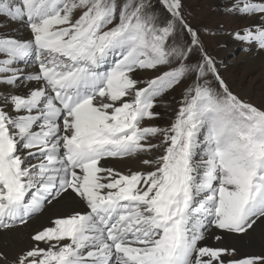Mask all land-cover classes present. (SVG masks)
Here are the masks:
<instances>
[{
    "label": "snow or ice",
    "instance_id": "obj_1",
    "mask_svg": "<svg viewBox=\"0 0 264 264\" xmlns=\"http://www.w3.org/2000/svg\"><path fill=\"white\" fill-rule=\"evenodd\" d=\"M226 7L264 52V0ZM0 17L28 33L0 35V233L75 204L0 264H264L238 247L264 225V104L233 93L185 0H0Z\"/></svg>",
    "mask_w": 264,
    "mask_h": 264
},
{
    "label": "rangeland",
    "instance_id": "obj_2",
    "mask_svg": "<svg viewBox=\"0 0 264 264\" xmlns=\"http://www.w3.org/2000/svg\"><path fill=\"white\" fill-rule=\"evenodd\" d=\"M227 3L224 0H185V15L194 28L210 30L201 32L204 45L209 54L215 58L220 74L233 93L239 95L240 90H246L247 97L243 98L260 106L264 104V66L252 68L244 58L245 55L253 56L257 49L242 48V45L229 35L251 21L238 15H230L226 7L229 5ZM18 34L28 35L23 27L0 17V35L17 37ZM216 52L219 54H215ZM180 93L181 89L177 88L160 100L154 109L160 113V118L154 121L155 124L167 126L170 123L174 117ZM263 238L264 226L261 225L241 241L244 247L240 251L241 255L264 254V244L257 245ZM205 243L215 246L217 242L210 239Z\"/></svg>",
    "mask_w": 264,
    "mask_h": 264
},
{
    "label": "bare ground",
    "instance_id": "obj_3",
    "mask_svg": "<svg viewBox=\"0 0 264 264\" xmlns=\"http://www.w3.org/2000/svg\"><path fill=\"white\" fill-rule=\"evenodd\" d=\"M224 1L228 2L229 4L231 3V0H224ZM17 37L21 39H27L28 35L18 34ZM215 54H219V52H216ZM244 58L246 59L248 65L252 68L256 66H264V52H261L259 49L256 50L253 56L245 55ZM247 93L248 92L246 90H240L239 95L242 97H247ZM103 163H105L107 167H113L121 172H126L128 171V169L137 170L142 167V165L134 157L125 158L122 160H109ZM74 206L75 204L71 200L62 201L61 203L55 205H49L43 210L41 214L37 215L35 219L31 220L30 224L15 229L6 234L0 233V250H7L11 253L17 251L21 247L27 246L29 244V237L34 231H36L37 229L41 228L44 225H47L51 218H56L59 216L66 215L72 210ZM262 243L264 244V238L263 240H260V243H258L257 245H260ZM238 247L240 251L243 250L244 247L242 246L241 241L238 243Z\"/></svg>",
    "mask_w": 264,
    "mask_h": 264
}]
</instances>
